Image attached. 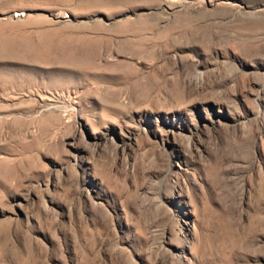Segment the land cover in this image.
<instances>
[{
  "label": "rangeland",
  "instance_id": "374dc122",
  "mask_svg": "<svg viewBox=\"0 0 264 264\" xmlns=\"http://www.w3.org/2000/svg\"><path fill=\"white\" fill-rule=\"evenodd\" d=\"M0 264H264V0H0Z\"/></svg>",
  "mask_w": 264,
  "mask_h": 264
},
{
  "label": "bare ground",
  "instance_id": "6f19581e",
  "mask_svg": "<svg viewBox=\"0 0 264 264\" xmlns=\"http://www.w3.org/2000/svg\"><path fill=\"white\" fill-rule=\"evenodd\" d=\"M50 48H51V47H50ZM91 49H93V48L91 47ZM57 50H58V48H57ZM80 50H81V49H80ZM51 51H52V50H51ZM58 51H59V50H58ZM62 51H63V50H62ZM64 51H65V50H64ZM69 51H71V50L68 49V52H69ZM65 52H67V51H65ZM68 52H67V54H68ZM61 53H62V52L60 51L58 54L60 55ZM63 53H64V52H63ZM63 53H62V54H63ZM54 55H56V53H55ZM59 55H58L57 57H59ZM65 55H66V54H64V55H62V56L64 57ZM68 55H69V54H68ZM68 55H67V56H68ZM72 55H73V54H72ZM72 55H71V56H72ZM28 56H29V55H28ZM62 56H61V57H62ZM69 56H70V55H69ZM63 57H62V58H63ZM65 57H66V56H65ZM67 58H68V57H67ZM67 58H66V59L63 58V59H64V60H67ZM70 58H71V57H70ZM60 59H61V58H60ZM68 60H69V59H68Z\"/></svg>",
  "mask_w": 264,
  "mask_h": 264
}]
</instances>
